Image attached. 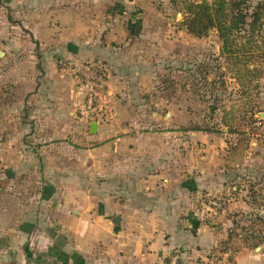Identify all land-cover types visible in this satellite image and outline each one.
<instances>
[{
	"label": "crops",
	"instance_id": "0c3cea01",
	"mask_svg": "<svg viewBox=\"0 0 264 264\" xmlns=\"http://www.w3.org/2000/svg\"><path fill=\"white\" fill-rule=\"evenodd\" d=\"M134 3L0 0V87L12 98L0 105V264H159L175 251L177 264L212 251L226 264L224 231L199 212L201 194L231 181V157L211 133H128L116 117L153 89L143 50H130ZM85 61L107 72L104 122L77 117L72 66Z\"/></svg>",
	"mask_w": 264,
	"mask_h": 264
},
{
	"label": "rangeland",
	"instance_id": "374dc122",
	"mask_svg": "<svg viewBox=\"0 0 264 264\" xmlns=\"http://www.w3.org/2000/svg\"><path fill=\"white\" fill-rule=\"evenodd\" d=\"M180 1L191 4L202 0ZM205 1L211 4L216 0ZM255 3L256 0L252 6ZM133 6L135 9L128 15L131 17V12L134 13L136 29L131 32L137 35V40L130 50L136 54L143 50L145 76L153 89L132 98L129 106L116 114L117 119L128 133L163 130L174 135L181 132L184 142L194 128L206 130L199 131L204 136L207 131L213 132L212 142L216 148H223L228 153L223 152L226 157H231L232 175L227 172L231 181L225 184V189L201 194L199 213L204 215H199L200 221L215 228L216 233L224 231V239H221L224 241L219 243L220 253H215L217 262L264 264V39L256 40L251 55L226 60L220 54L221 44L215 30L198 38L182 27L185 3L135 0ZM90 66H97L94 68L100 71L104 87L101 103L95 104L96 109L87 115L86 90L82 84L88 78L86 68ZM72 67L74 75H78L76 92L80 96V109L77 117L88 122H104L109 115L101 116L108 105L107 72L100 63L92 61ZM1 88L0 105L12 99L5 98ZM116 97L121 99V95ZM3 111L0 108V114ZM212 142L201 144L206 146ZM198 145L199 155L204 156L200 143ZM179 149L184 156L190 151L186 143ZM88 170L89 180L95 181L94 170L90 167ZM210 200L223 201L224 209L213 210L208 203ZM229 234L232 236L228 240ZM205 255L206 259H198L196 264H211L213 251Z\"/></svg>",
	"mask_w": 264,
	"mask_h": 264
},
{
	"label": "trees",
	"instance_id": "16d2710c",
	"mask_svg": "<svg viewBox=\"0 0 264 264\" xmlns=\"http://www.w3.org/2000/svg\"><path fill=\"white\" fill-rule=\"evenodd\" d=\"M185 3L182 27L194 37H205L212 30L221 44L220 54L227 60H238L243 54L251 55L258 38L264 39V0H216L209 4ZM245 40V43L242 41ZM249 58H252L249 56ZM194 131H206L194 128ZM207 133H213L207 131ZM232 235H228V240Z\"/></svg>",
	"mask_w": 264,
	"mask_h": 264
},
{
	"label": "built area",
	"instance_id": "2783aa9c",
	"mask_svg": "<svg viewBox=\"0 0 264 264\" xmlns=\"http://www.w3.org/2000/svg\"><path fill=\"white\" fill-rule=\"evenodd\" d=\"M94 67L97 66H90L86 68V74L88 75L87 80L83 85V88L86 90V98H87V106L85 108V112L87 115L95 110V104L98 102L101 103L104 81L101 78L100 71H96ZM86 115V116H87ZM261 122H258V125H261ZM209 205L213 210H223L224 209V202H218L216 200H210ZM211 209V210H212ZM178 252L175 251L170 254L168 261H161L159 264H177L179 259Z\"/></svg>",
	"mask_w": 264,
	"mask_h": 264
},
{
	"label": "water",
	"instance_id": "95a60500",
	"mask_svg": "<svg viewBox=\"0 0 264 264\" xmlns=\"http://www.w3.org/2000/svg\"><path fill=\"white\" fill-rule=\"evenodd\" d=\"M90 133L95 134L96 133V123H91L90 125ZM118 222L117 218L113 220V223L115 224Z\"/></svg>",
	"mask_w": 264,
	"mask_h": 264
}]
</instances>
